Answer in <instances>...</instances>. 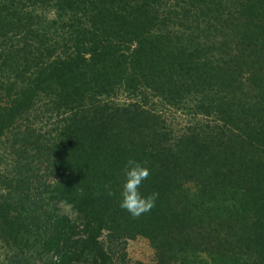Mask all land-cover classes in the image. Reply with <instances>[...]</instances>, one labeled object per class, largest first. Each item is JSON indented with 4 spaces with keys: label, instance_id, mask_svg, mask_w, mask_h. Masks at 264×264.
Here are the masks:
<instances>
[{
    "label": "trees",
    "instance_id": "obj_1",
    "mask_svg": "<svg viewBox=\"0 0 264 264\" xmlns=\"http://www.w3.org/2000/svg\"><path fill=\"white\" fill-rule=\"evenodd\" d=\"M138 235L264 264V0H0V264H128Z\"/></svg>",
    "mask_w": 264,
    "mask_h": 264
},
{
    "label": "clouds",
    "instance_id": "obj_2",
    "mask_svg": "<svg viewBox=\"0 0 264 264\" xmlns=\"http://www.w3.org/2000/svg\"><path fill=\"white\" fill-rule=\"evenodd\" d=\"M151 171L148 166L136 160H129L123 170L124 181L119 192V207L134 219L149 213L157 204L158 191H143V185L149 179Z\"/></svg>",
    "mask_w": 264,
    "mask_h": 264
},
{
    "label": "rangeland",
    "instance_id": "obj_3",
    "mask_svg": "<svg viewBox=\"0 0 264 264\" xmlns=\"http://www.w3.org/2000/svg\"><path fill=\"white\" fill-rule=\"evenodd\" d=\"M36 9H38V7ZM122 100H124V98H122ZM178 116L184 118L186 117L183 114H179ZM178 116H175L174 118L175 124L173 125V127L175 129L182 128L183 122H185L183 119H181ZM201 116H200L201 118L200 121L205 122V117H201ZM127 250L129 255L128 264H141V263L155 264L157 262L158 252L156 248L151 244L150 240L144 236L138 235L136 237L129 239L127 242Z\"/></svg>",
    "mask_w": 264,
    "mask_h": 264
}]
</instances>
